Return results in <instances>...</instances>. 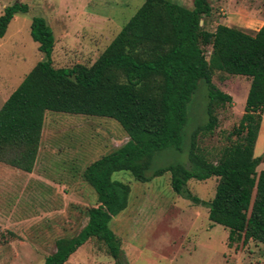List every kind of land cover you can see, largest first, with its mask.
I'll use <instances>...</instances> for the list:
<instances>
[{"label": "trees", "instance_id": "1", "mask_svg": "<svg viewBox=\"0 0 264 264\" xmlns=\"http://www.w3.org/2000/svg\"><path fill=\"white\" fill-rule=\"evenodd\" d=\"M27 9L18 2L3 9L0 38L14 16ZM210 14L208 0H192L191 8L145 0L92 65L70 68L53 66L52 30L44 19H32L30 36L42 60L0 108V163L33 171L45 112L109 118L128 138L85 168L82 179L94 190L97 206L87 210V223L75 237L56 241L55 252L43 264H66L89 239L103 243L114 263L121 264L120 241L109 224L127 208L130 187L112 180L118 172L139 183L169 175L174 194L204 206L211 226L228 231V245L253 241L264 246V170L256 171L264 152L254 156L264 112V23L254 33L221 24L207 31L204 18ZM222 74L246 77L250 83L244 113L228 134L235 139L212 160L197 137L211 134L218 110L232 103L213 84ZM200 83L206 95L204 119L183 139L187 105ZM184 146L187 165L171 164L147 175L156 153L168 148L180 152ZM212 177L217 184L207 202L187 188L190 180Z\"/></svg>", "mask_w": 264, "mask_h": 264}, {"label": "rangeland", "instance_id": "2", "mask_svg": "<svg viewBox=\"0 0 264 264\" xmlns=\"http://www.w3.org/2000/svg\"><path fill=\"white\" fill-rule=\"evenodd\" d=\"M145 0H0V15L15 2L27 6L0 38V108L30 70L42 60L30 36L33 18L44 19L54 36L55 68L92 65ZM185 8L192 0H170ZM211 14L204 29L218 24L254 33L264 23V0H208ZM250 80L218 75L213 84L232 99L218 110V125L200 134L198 146L214 160L235 138L228 134L244 113ZM204 86L187 105L183 139L203 119ZM190 118V119H189ZM189 128V130H188ZM120 125L109 118L45 112L41 141L31 173L0 163V264H43L58 239L75 237L87 223V210L97 206L94 190L82 179L85 168L127 142ZM184 144V143H183ZM264 152V112L254 156ZM187 165V150L168 148L154 155L150 171L171 164ZM264 170V163L256 168ZM112 180L130 187L127 208L109 227L121 246V264H264V246L250 241L228 245V231L211 226L207 209L176 194L169 175L148 183L118 172ZM217 179L187 183L202 201L212 199ZM66 264H115L103 243L89 239Z\"/></svg>", "mask_w": 264, "mask_h": 264}, {"label": "water", "instance_id": "3", "mask_svg": "<svg viewBox=\"0 0 264 264\" xmlns=\"http://www.w3.org/2000/svg\"><path fill=\"white\" fill-rule=\"evenodd\" d=\"M202 24V22H200V25Z\"/></svg>", "mask_w": 264, "mask_h": 264}, {"label": "crops", "instance_id": "4", "mask_svg": "<svg viewBox=\"0 0 264 264\" xmlns=\"http://www.w3.org/2000/svg\"><path fill=\"white\" fill-rule=\"evenodd\" d=\"M29 174V173H28Z\"/></svg>", "mask_w": 264, "mask_h": 264}]
</instances>
